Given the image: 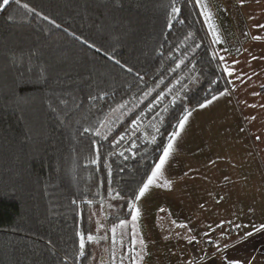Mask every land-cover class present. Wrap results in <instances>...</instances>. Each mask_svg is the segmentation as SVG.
I'll return each mask as SVG.
<instances>
[{
    "label": "trees",
    "instance_id": "1",
    "mask_svg": "<svg viewBox=\"0 0 264 264\" xmlns=\"http://www.w3.org/2000/svg\"><path fill=\"white\" fill-rule=\"evenodd\" d=\"M228 87L195 0H0V264H91L92 208L130 220L178 121Z\"/></svg>",
    "mask_w": 264,
    "mask_h": 264
},
{
    "label": "crops",
    "instance_id": "2",
    "mask_svg": "<svg viewBox=\"0 0 264 264\" xmlns=\"http://www.w3.org/2000/svg\"><path fill=\"white\" fill-rule=\"evenodd\" d=\"M208 1L207 7L220 6L221 2ZM232 1L229 10L205 8L203 11L211 12V23L220 36L216 53L228 80V70L235 69L230 75V89L224 95H215V100L209 99L212 102L206 107L198 106L190 111L164 176L157 182L161 186H151L144 200L161 201L160 208L166 206L169 216L189 224L192 236H196L189 242L194 239L199 242L206 256L203 264H228L233 260L240 264H264V228H261L264 225V171L259 168L255 172L254 164L246 160L244 147L235 139H207L201 132L202 126L214 125L213 114L219 117L222 131L229 132L228 109L234 110L237 103L247 109L249 124L263 140L264 153L261 133L264 132V27H259L264 25V0ZM201 14L205 20L202 11ZM227 14L233 19L230 28L224 27L222 20ZM204 23L216 40L209 23ZM194 156L198 161L197 170L189 167V159ZM165 180L171 182L170 186H162Z\"/></svg>",
    "mask_w": 264,
    "mask_h": 264
},
{
    "label": "rangeland",
    "instance_id": "3",
    "mask_svg": "<svg viewBox=\"0 0 264 264\" xmlns=\"http://www.w3.org/2000/svg\"><path fill=\"white\" fill-rule=\"evenodd\" d=\"M195 1L197 3V0ZM209 3L210 1L208 0H200V3H197L199 11L201 10L202 13H204L203 11H205V8L212 10L220 8L229 10L233 1L221 0L220 6L210 4L211 6L207 7L206 5ZM201 16L203 18L202 14ZM222 20L224 27L230 28L233 24V19L230 14L225 15ZM231 34L234 35L233 31ZM211 38L213 40V36ZM217 42L218 41L215 39L212 41V44L214 43L213 47L215 52L217 49ZM224 43L230 46L228 41H224ZM228 81L229 90L232 82V77L230 75ZM228 111L230 112L227 114L230 123L229 132L224 133V131H222V127L219 126L220 119L216 117L215 114H213L214 125L202 126L201 132L207 139H235L239 144L241 143L240 146L242 145V148L244 147V153L247 152L246 160H248L250 165L251 162L254 164L255 168H252L255 172L259 168L264 171V153L262 152L263 140H261L259 134L252 128L251 124H249L247 109H244L236 103L234 110L228 109ZM196 119L198 120L199 118ZM219 127L220 132L218 130ZM259 127L261 128V124H259ZM195 133L198 134V130H196ZM261 133L264 138V132L261 131ZM189 167L194 170L198 169V161L195 156L193 159H189ZM144 197L135 201L137 207L140 209V216L138 219L132 221L131 218L128 220V223L122 227L119 226V223L113 224L110 227L106 223L109 212L114 208L113 202H105V204L92 208L91 214L94 220V232L99 242L94 243L95 255L91 264H102V262L103 264H128L129 262L126 260L130 253H132L133 258H135V262L132 264H193L191 251L194 249L195 245L199 247L200 253L204 257V260L201 262V264H203L206 260V256L200 248L199 242L195 239L189 242L190 239L196 237L195 234L192 236L193 230L189 224L185 223L183 220H176L175 216L174 219L178 222L174 221L172 216H169L170 210L166 206L165 208H160V205L162 206L161 201L155 200L149 202L148 200H144ZM194 210L198 211L197 209ZM101 225H103V227H101ZM133 225H135V227H133ZM113 227L116 228L114 234L112 232ZM113 236H115V239H113ZM129 236L133 237L132 242H129L131 239ZM141 240L143 244L140 243Z\"/></svg>",
    "mask_w": 264,
    "mask_h": 264
},
{
    "label": "snow or ice",
    "instance_id": "4",
    "mask_svg": "<svg viewBox=\"0 0 264 264\" xmlns=\"http://www.w3.org/2000/svg\"><path fill=\"white\" fill-rule=\"evenodd\" d=\"M9 3V0H3V5H7ZM17 3H19V0H17ZM197 3H200V0H197ZM25 8L28 7L27 4L24 5ZM31 11H35V9H31ZM181 11V9L179 7H173L172 8V13L173 14H179ZM211 12H204V16H205V21L209 23V28L210 30H212L213 35L216 37L217 41H220V36L216 33L215 31V26L211 23ZM45 19H48L47 17H45ZM173 19H175V15H173ZM53 24H55V21H52ZM169 27H171V25H169ZM259 27H264V25H260ZM191 35V34H189ZM256 39H259V37H256ZM220 59H223V57H220ZM183 62V61H181ZM234 63H238V61H234ZM235 71V69H231L228 70L229 75H232V73ZM225 93H221L220 95H224ZM213 100L217 99L216 96L212 97ZM212 101L208 100L203 104H200L199 106L201 108L206 107L207 104H210ZM119 107H123V105L119 106ZM191 116V112L188 111L186 112V114L183 115V117L178 121V125H177V130H174L170 133V136L168 138L167 144L164 145L161 148V154L158 158V160L155 162V164L152 166L151 172L150 174L147 176L146 180L142 183V186L139 187L138 191L136 193H134L135 196V201L140 200L142 197L145 196V194L149 191L150 187L153 185L156 186H161L159 185L157 182L158 180H160L161 177L164 176V169L166 164L169 161V158L171 157L173 151H174V146H175V141L177 139V137L180 136L181 132L183 131L185 124L187 123L189 117ZM136 121H133V124H135ZM157 131H159L157 129ZM97 135H100L99 132H97ZM106 138V137H105ZM124 137L121 136L119 139H123ZM153 141H155V137H153ZM122 155V153H121ZM96 161H93V163H95ZM170 181L165 180L162 186H170ZM119 194H117L118 196ZM135 201H133L132 203L129 204V208L133 210V214H132V221H136L138 219V217L140 216V209L137 207ZM89 204L92 203V201H88ZM128 223V221L126 220H121L119 222V226H124ZM101 227H103V225H101ZM133 227H135V225H133ZM261 228H264V225H261ZM116 228L113 227L112 228V232L113 234L115 233ZM79 235V255L80 256H84L85 255V245H86V240L88 242H99L97 236L88 233L87 235H85V233L83 231L78 233ZM247 235H250V233H248ZM103 238V237H101ZM113 239H115V236H113ZM135 242V241H134ZM141 244H143V241H140ZM103 264V262H102ZM228 264H240V261H229Z\"/></svg>",
    "mask_w": 264,
    "mask_h": 264
},
{
    "label": "built area",
    "instance_id": "5",
    "mask_svg": "<svg viewBox=\"0 0 264 264\" xmlns=\"http://www.w3.org/2000/svg\"><path fill=\"white\" fill-rule=\"evenodd\" d=\"M191 252H192L193 264H201V262L204 260V257L200 253L199 247L195 245L194 249H192Z\"/></svg>",
    "mask_w": 264,
    "mask_h": 264
}]
</instances>
